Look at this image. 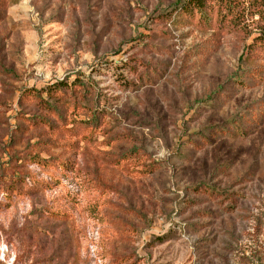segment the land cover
I'll list each match as a JSON object with an SVG mask.
<instances>
[{"label": "rangeland", "instance_id": "1", "mask_svg": "<svg viewBox=\"0 0 264 264\" xmlns=\"http://www.w3.org/2000/svg\"><path fill=\"white\" fill-rule=\"evenodd\" d=\"M185 1L0 0V264H264V0Z\"/></svg>", "mask_w": 264, "mask_h": 264}, {"label": "trees", "instance_id": "2", "mask_svg": "<svg viewBox=\"0 0 264 264\" xmlns=\"http://www.w3.org/2000/svg\"><path fill=\"white\" fill-rule=\"evenodd\" d=\"M185 2L189 5L194 4L195 6H203L205 0H186ZM245 54L247 57L246 61L256 58L259 59V56H264V28L261 29V32L254 38L253 42L247 45ZM228 123L229 125L233 126L234 129L230 131L228 127L224 128L222 132H224L226 135L230 136L233 134H244L243 127L234 123L233 121H230Z\"/></svg>", "mask_w": 264, "mask_h": 264}]
</instances>
